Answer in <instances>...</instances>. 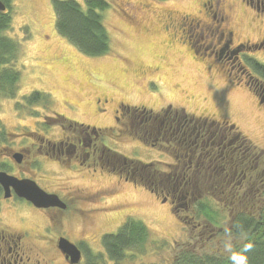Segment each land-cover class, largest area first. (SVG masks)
I'll return each mask as SVG.
<instances>
[{"label":"rangeland","instance_id":"rangeland-1","mask_svg":"<svg viewBox=\"0 0 264 264\" xmlns=\"http://www.w3.org/2000/svg\"><path fill=\"white\" fill-rule=\"evenodd\" d=\"M76 1L85 7V0ZM108 2L109 6L99 12L112 40L111 50L104 55L92 56L80 51L57 32L54 0H15L10 10L11 29L6 34L20 43L15 63L21 69V79L13 97L8 99L6 94H0V122L8 130L20 131L17 129L19 123L24 126V131L37 130L39 123L46 127L43 118L52 113L78 124L108 126L114 124L113 116L121 102L131 109L172 103L174 106L185 105L198 114L209 112L218 119L225 117L254 143L264 146V108L256 104L247 88L243 84L235 85L233 76L227 78L206 68L183 44L169 43L167 34L157 23V15L161 14L163 6L193 11L200 0ZM127 3H131L133 9L127 8ZM242 5H236L235 20L240 25L241 35L246 33L254 40L259 29L248 22ZM256 56L262 57L264 52L257 51ZM34 92H40L39 98L27 105L23 97ZM101 107L105 108L103 113L99 111ZM60 131L56 127L47 135L53 133L56 136ZM40 132L45 131L40 128ZM120 132L113 127L103 133V142L112 152L143 163L164 159L159 150ZM45 168L46 171L40 174L44 179L42 184L60 188L63 193L72 191L78 196L98 187L114 189L108 195L104 194L105 199L100 201L73 199L72 205L80 208L82 219L64 212L53 222L55 233L71 240L87 241L83 243L85 259L79 264H86L88 252L105 254L104 234L117 233L128 218L142 221L150 229L151 237L145 243L149 249L142 252V247H133L124 264H166L175 252L176 242L184 243L201 232L194 229V222L183 226L184 212L180 209L173 212L170 203H163L145 187L126 183L112 171L93 177L77 168L59 164L47 163ZM79 189H86L85 193ZM97 207L101 209H95ZM89 214L93 215L90 221ZM194 220L208 226L207 218L201 213H197ZM221 226L228 232L231 218L224 219ZM206 230L208 236L216 229ZM154 240L166 244L157 248ZM229 242H233L232 237L224 233L216 235L205 248L210 250L208 244ZM37 253L41 264H65L59 249L49 243Z\"/></svg>","mask_w":264,"mask_h":264},{"label":"flooded vegetation","instance_id":"flooded-vegetation-1","mask_svg":"<svg viewBox=\"0 0 264 264\" xmlns=\"http://www.w3.org/2000/svg\"><path fill=\"white\" fill-rule=\"evenodd\" d=\"M237 3L243 4L246 19L259 29L254 40L239 31L234 11ZM126 6L133 9L131 3ZM192 10L162 7L157 23L167 34V41L183 44L206 68L227 78L233 76L235 85L243 84L256 104L264 108V56H256L257 51L264 52V0H200ZM6 96L9 99L14 95ZM30 96L23 97L27 105L31 103ZM99 111L103 113L105 108ZM52 114L43 118L46 127L39 123L37 130L24 131L19 123L20 131H11L0 122V172L32 180L65 204L39 207L19 195L12 185L7 196L0 182V264H41L37 251L48 243L59 249L65 264H72L59 248V240L69 238L55 233L53 222L64 212L82 219L80 208L72 205L75 199L100 201L114 190L98 187L77 196L72 191L48 188L40 176L47 163L77 168L93 177L112 171L126 183L145 187L163 203H170L173 212L180 209L184 212L183 226L194 222V229L199 231L206 225L194 219L203 204L213 202L221 206L222 213L234 216L235 209L247 206L250 200L264 202V146L254 143L225 117L218 119L209 112L198 114L185 105L172 103L131 109L124 102L116 109L114 124L108 126L78 124ZM56 127L61 130L58 135H47ZM113 127L121 135L135 137L159 150L164 159L141 162L143 165L137 169L119 166L118 172L103 142V133ZM40 128L45 132L41 133ZM85 190L79 189L82 193ZM87 218L90 221L93 215ZM69 240L81 250L82 262L83 243L87 241Z\"/></svg>","mask_w":264,"mask_h":264},{"label":"trees","instance_id":"trees-1","mask_svg":"<svg viewBox=\"0 0 264 264\" xmlns=\"http://www.w3.org/2000/svg\"><path fill=\"white\" fill-rule=\"evenodd\" d=\"M2 1L6 5V10L0 11V94L15 95L21 79V69L16 67L17 63H15L20 43L16 38L6 34L11 29L10 10L15 0ZM108 6V0H85V7L76 0H54L56 30L87 55L107 54L111 50L112 40L99 11ZM39 93L34 92L29 100L31 102L37 100L40 96ZM107 153L118 168V172L119 166L125 165L129 169H137L143 165L139 161L128 159L111 150H108ZM200 210L201 214L207 218L208 226L188 241L180 244L176 242L175 252L170 260H166V264H232L231 250L226 247L228 243L208 244L210 250L205 248V244L213 242L216 235L222 236L224 233H228V236L232 237L233 242L229 243L233 246L232 250L234 251H240L248 243L253 245L252 249L245 253L248 256L249 264H264V202L255 203L254 200H250L247 206L240 205L236 208L234 216L222 213L221 206L213 202L203 204ZM229 217L231 226L226 232L224 226H221V222ZM238 226H242L246 231V238L240 237V227ZM206 229L216 230L206 236ZM150 237L151 231L142 221L128 218L117 233L104 234L102 244L105 254L86 253V264H124L133 247H142V252L149 249L145 243L149 242ZM154 243L157 248H163L166 244L163 241L155 240Z\"/></svg>","mask_w":264,"mask_h":264},{"label":"water","instance_id":"water-1","mask_svg":"<svg viewBox=\"0 0 264 264\" xmlns=\"http://www.w3.org/2000/svg\"><path fill=\"white\" fill-rule=\"evenodd\" d=\"M6 5L0 0V11H5ZM0 182L8 190L12 185L17 193L28 200L32 201L39 207H51L60 206L65 207V204L60 200L56 194L48 193L41 189L34 181L29 179H18L14 176L8 175L5 172H0ZM59 248L66 255L67 258H71L72 264H78L82 259V252L76 244L71 242L69 239L62 237L59 240Z\"/></svg>","mask_w":264,"mask_h":264},{"label":"clouds","instance_id":"clouds-1","mask_svg":"<svg viewBox=\"0 0 264 264\" xmlns=\"http://www.w3.org/2000/svg\"><path fill=\"white\" fill-rule=\"evenodd\" d=\"M238 227H240V232H239L240 237L246 238L247 237L246 231L243 229L242 226H238ZM226 247L229 250H231L230 260L232 264H249L248 256L245 255V253L252 249L253 245L251 243L244 245V247L240 251L232 250L233 246L231 245V243H228Z\"/></svg>","mask_w":264,"mask_h":264}]
</instances>
